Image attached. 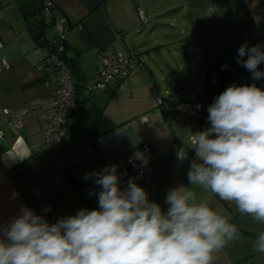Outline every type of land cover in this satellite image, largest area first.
I'll return each mask as SVG.
<instances>
[{
	"label": "crops",
	"instance_id": "0c3cea01",
	"mask_svg": "<svg viewBox=\"0 0 264 264\" xmlns=\"http://www.w3.org/2000/svg\"><path fill=\"white\" fill-rule=\"evenodd\" d=\"M52 2V18L44 35L52 41L54 21H61L67 54L76 57L81 71L78 82L95 75L101 49L135 53L142 66L123 81H111L90 92L80 90L65 123V144L59 148L46 143L40 137L35 111L23 117L21 128L3 113L51 94L57 87L56 74L44 67L48 49L32 36L40 0H0V130L4 134L0 141V224L10 222L21 207L34 209L50 223L80 209H96L81 190L82 182L94 183V178L84 179V173L111 165L123 171L128 168L126 155L143 146L152 160L139 185L150 200L166 211L168 190L183 185L237 226L240 238L216 254L214 264H264V253L254 250L264 224L240 213L234 203L189 184L193 149H188L183 163L176 158L178 149L189 144L191 133L210 127L208 111L202 118L205 109L198 102L203 85L199 87L193 77L204 76L205 68L234 36L258 33L264 37V0ZM92 107L100 109L95 126L85 114ZM142 116L147 117L145 122L140 121ZM79 132L87 136L81 138ZM85 152L91 157L81 168L76 159ZM66 173L81 182L72 184ZM45 208L50 210L45 212Z\"/></svg>",
	"mask_w": 264,
	"mask_h": 264
},
{
	"label": "clouds",
	"instance_id": "9594fccd",
	"mask_svg": "<svg viewBox=\"0 0 264 264\" xmlns=\"http://www.w3.org/2000/svg\"><path fill=\"white\" fill-rule=\"evenodd\" d=\"M237 63L254 81L264 79L259 68L264 45L245 42L238 48ZM207 111L210 127L191 133L189 144L176 153L183 163L188 149L195 152L189 184L234 203L240 213L264 224V89L255 83L232 84ZM135 161L147 167L143 152L133 153L129 163L136 167ZM117 168L85 174L99 187L90 193L97 196L96 209H80L50 223L34 209L21 207L10 222L0 224V264H214L216 254L240 238L237 226L206 200H198L195 190L170 188L164 211L136 178L122 188ZM254 250L264 253V232Z\"/></svg>",
	"mask_w": 264,
	"mask_h": 264
},
{
	"label": "built area",
	"instance_id": "2783aa9c",
	"mask_svg": "<svg viewBox=\"0 0 264 264\" xmlns=\"http://www.w3.org/2000/svg\"><path fill=\"white\" fill-rule=\"evenodd\" d=\"M9 1L12 2L13 0ZM52 8V0H42L41 16L43 19L52 18ZM139 14L141 21H144L141 12H139ZM54 26L56 29V36L53 38L52 42H63L65 40V30L61 26V21H54ZM61 50L62 46L59 44L56 49L48 51L44 59L45 69L51 70L56 74V89L51 94L29 100L22 107L13 112L3 110V113L9 117L11 123L16 128L23 127V117L27 113L35 111L40 127L41 139L59 148L65 144L67 134L65 123L71 109L76 106L74 82L70 69L59 54ZM97 57L99 61L98 69L94 76L84 80V91L90 92L104 87L111 81L120 82L128 79L142 66L138 55L135 53L121 54L111 52L107 49H101ZM4 66L6 67L7 64L5 63ZM157 102L161 104L162 100L158 99ZM146 120V116L140 117L141 122H145ZM3 137L4 134L2 130H0V141ZM136 151L143 152L148 158V163L152 160L146 147L140 146L133 149L126 156L128 168L117 172L120 177L122 188H126L130 178H136V182L140 184L146 177V167H140V161H135L136 167H134L132 163H129L130 158Z\"/></svg>",
	"mask_w": 264,
	"mask_h": 264
},
{
	"label": "trees",
	"instance_id": "16d2710c",
	"mask_svg": "<svg viewBox=\"0 0 264 264\" xmlns=\"http://www.w3.org/2000/svg\"><path fill=\"white\" fill-rule=\"evenodd\" d=\"M36 9L37 13L40 12V18L35 20V30L32 31V36L41 45H45L48 51L56 49L59 44L62 46V50L59 54L70 69L77 96L80 90H83L84 83L83 79L82 83L78 82L82 77L78 61L76 57L68 56V47L65 40L57 43H53V40L50 42L46 40L44 35V27L46 23L41 16L42 0H40V6H37ZM245 42H247L249 47L257 44L264 45V37L258 33H244L234 36L227 45L225 51L205 68L203 90L198 98V102L202 104L205 109L202 118L207 113L208 106L213 103L214 98L232 84L239 86L255 83L257 87L264 89V79L254 81L252 79V74L242 65L237 63L238 48ZM246 58L247 57H245V59ZM259 68L261 71H264V63L260 64ZM86 112L90 117L92 125L95 126L100 114V109L92 107ZM93 135H96V133L94 132ZM93 145L96 148L97 145L94 136ZM66 178L70 179L71 183L74 185L81 182V180L76 178L73 173L70 175L69 173H66Z\"/></svg>",
	"mask_w": 264,
	"mask_h": 264
},
{
	"label": "rangeland",
	"instance_id": "374dc122",
	"mask_svg": "<svg viewBox=\"0 0 264 264\" xmlns=\"http://www.w3.org/2000/svg\"><path fill=\"white\" fill-rule=\"evenodd\" d=\"M45 23H48L49 19H44ZM47 29L50 30L49 32H53L54 29H53V26H50L48 25L47 26ZM179 61V60H177ZM180 64H181V61H179ZM204 76L202 77H199L198 79V76H195L193 77V82H197L199 83V87H201L203 85V82H204ZM84 126V125H83ZM79 137L81 138H84V136L86 135L87 136V133L86 132H79ZM89 152H85L84 154V157H81V158H77L76 161H81V168H83L84 166L87 165L88 163V160L90 159L91 157V154H87ZM86 174V172L84 173V175ZM81 190L85 193V195L89 198V200H93V203L95 204V208H98V203H97V196L96 195H90V193H95V192H98L99 191V187L97 185H95V183H85V182H82L81 185Z\"/></svg>",
	"mask_w": 264,
	"mask_h": 264
},
{
	"label": "water",
	"instance_id": "95a60500",
	"mask_svg": "<svg viewBox=\"0 0 264 264\" xmlns=\"http://www.w3.org/2000/svg\"><path fill=\"white\" fill-rule=\"evenodd\" d=\"M35 18L36 19H39L40 18V12H38L36 15H35ZM87 117H89V115L87 114V112L85 113Z\"/></svg>",
	"mask_w": 264,
	"mask_h": 264
}]
</instances>
